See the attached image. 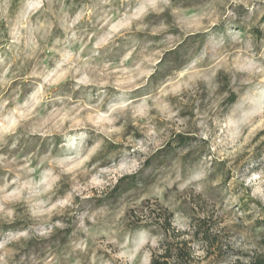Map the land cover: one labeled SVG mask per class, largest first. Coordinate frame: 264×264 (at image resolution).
<instances>
[{
	"label": "rangeland",
	"instance_id": "374dc122",
	"mask_svg": "<svg viewBox=\"0 0 264 264\" xmlns=\"http://www.w3.org/2000/svg\"><path fill=\"white\" fill-rule=\"evenodd\" d=\"M156 214L264 256V0H0V264H150Z\"/></svg>",
	"mask_w": 264,
	"mask_h": 264
},
{
	"label": "trees",
	"instance_id": "16d2710c",
	"mask_svg": "<svg viewBox=\"0 0 264 264\" xmlns=\"http://www.w3.org/2000/svg\"><path fill=\"white\" fill-rule=\"evenodd\" d=\"M257 34L262 35L260 31ZM155 217L162 223L164 240L160 243V252L152 254L150 264H194L195 257L191 242L183 238L187 233L176 230L171 224L170 216L162 217L161 214H156ZM200 233L199 226L195 232L196 238H199ZM202 235V239L208 242L210 247H214L213 239L209 237L208 232L205 231ZM246 264H264V256L257 257Z\"/></svg>",
	"mask_w": 264,
	"mask_h": 264
}]
</instances>
